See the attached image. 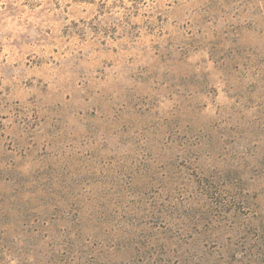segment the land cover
<instances>
[{
	"label": "rangeland",
	"instance_id": "rangeland-1",
	"mask_svg": "<svg viewBox=\"0 0 264 264\" xmlns=\"http://www.w3.org/2000/svg\"><path fill=\"white\" fill-rule=\"evenodd\" d=\"M0 264H264V0H0Z\"/></svg>",
	"mask_w": 264,
	"mask_h": 264
}]
</instances>
